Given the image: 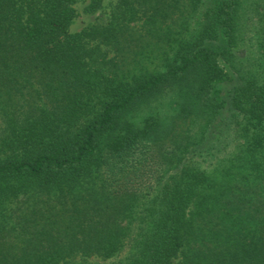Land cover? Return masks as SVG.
<instances>
[{"label":"trees","instance_id":"trees-1","mask_svg":"<svg viewBox=\"0 0 264 264\" xmlns=\"http://www.w3.org/2000/svg\"><path fill=\"white\" fill-rule=\"evenodd\" d=\"M76 1L0 0V264H106L124 246L115 264H264L262 185L203 167L241 126L240 176L263 179L264 68L238 48L263 57L264 0H117L72 32ZM175 88L167 122L139 114Z\"/></svg>","mask_w":264,"mask_h":264},{"label":"rangeland","instance_id":"rangeland-1","mask_svg":"<svg viewBox=\"0 0 264 264\" xmlns=\"http://www.w3.org/2000/svg\"><path fill=\"white\" fill-rule=\"evenodd\" d=\"M117 0H104L102 6L95 12H90L87 10L86 6L89 4V0H77L74 4L76 8V16L70 25V31L77 32L84 27L94 24L96 22H103L109 17L110 12L115 5ZM257 44H255V38L247 39L245 44H241L238 48V53L240 60L244 62L245 65H250L258 60L260 56L262 61V66L264 68V54L263 57L260 55L257 49ZM114 55V52L108 49V57ZM256 63V62H255ZM255 63L253 65L255 69ZM259 66V67H260ZM258 67V69H259ZM257 69V70H258ZM264 70V69H263ZM179 91L177 88L173 90H167L160 92L156 97H153L145 105L142 104L139 107V114H154L160 119L167 122L168 118L171 116L173 110L175 109V103L179 101ZM19 118H21L18 116ZM191 125L188 123H180L176 128V131L181 135L183 132H188ZM187 127V129H186ZM241 127V126H240ZM239 127V128H240ZM5 123L0 116V140L4 136ZM237 126H230L227 129L219 130V133L214 135L212 144L213 155L210 156L207 162H204L205 170H208L211 178L219 182L235 180L238 182L239 186L243 183L247 185L257 184V186L262 185V194L264 193V157L262 154H258L257 161L260 166L254 170H262L263 179L252 180V176L247 177V179H242L241 174H249L251 168V163L248 161V156L244 154V140L242 132ZM236 178V179H235ZM235 179V180H234ZM197 222H201V218H197ZM129 252V246H124L116 255L108 259H100L101 262L106 264H115L120 260H123Z\"/></svg>","mask_w":264,"mask_h":264}]
</instances>
